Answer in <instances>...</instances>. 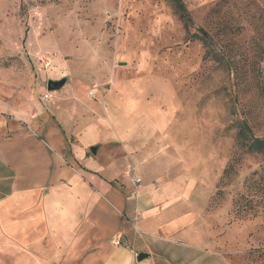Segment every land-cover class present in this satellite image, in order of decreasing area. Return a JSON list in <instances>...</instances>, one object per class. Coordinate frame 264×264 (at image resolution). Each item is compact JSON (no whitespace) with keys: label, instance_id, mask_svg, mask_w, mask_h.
Wrapping results in <instances>:
<instances>
[{"label":"rangeland","instance_id":"rangeland-1","mask_svg":"<svg viewBox=\"0 0 264 264\" xmlns=\"http://www.w3.org/2000/svg\"><path fill=\"white\" fill-rule=\"evenodd\" d=\"M181 1L188 32L172 0H0V115L43 122L47 81L66 78L56 94L124 150L135 137L148 173L209 196L206 225L234 264H264V152L236 138L245 124L264 140V0Z\"/></svg>","mask_w":264,"mask_h":264},{"label":"crops","instance_id":"crops-1","mask_svg":"<svg viewBox=\"0 0 264 264\" xmlns=\"http://www.w3.org/2000/svg\"><path fill=\"white\" fill-rule=\"evenodd\" d=\"M56 92L43 122L0 115V264H234L206 225L198 184L148 173L135 137L124 150L127 137ZM128 151L136 198L123 175Z\"/></svg>","mask_w":264,"mask_h":264},{"label":"trees","instance_id":"trees-1","mask_svg":"<svg viewBox=\"0 0 264 264\" xmlns=\"http://www.w3.org/2000/svg\"><path fill=\"white\" fill-rule=\"evenodd\" d=\"M174 13L177 15L178 19L180 20L181 24L183 25V28L186 30V32L189 31L190 28L193 26L192 18L186 9L184 3L181 0H172ZM199 32L202 35H194L193 37H196L200 41L206 44H211L210 37L208 34H206L203 30L199 29ZM247 130L244 125H240V130L237 133L236 138L241 139V137H245L246 140L249 141L247 145V149L252 152H264V140H261L259 138H250L247 136Z\"/></svg>","mask_w":264,"mask_h":264},{"label":"built area","instance_id":"built-area-1","mask_svg":"<svg viewBox=\"0 0 264 264\" xmlns=\"http://www.w3.org/2000/svg\"><path fill=\"white\" fill-rule=\"evenodd\" d=\"M97 85L95 84L93 86V89H97ZM88 96L89 97H94V92L93 91H89L88 92ZM124 176L127 177L131 183V186H132V189H133V195L134 197L136 198L137 197V194H138V191H139V188L141 186V179L139 178L134 166L132 165H129L127 166L125 169H124ZM114 243L116 245L119 244V240H114Z\"/></svg>","mask_w":264,"mask_h":264},{"label":"water","instance_id":"water-1","mask_svg":"<svg viewBox=\"0 0 264 264\" xmlns=\"http://www.w3.org/2000/svg\"><path fill=\"white\" fill-rule=\"evenodd\" d=\"M65 83H66V78H62L60 80H48L46 83V89H47V91H58L65 85ZM244 126H245L247 132H249V134H251L248 126L245 124H244ZM251 136H252V138H254L252 134H251ZM146 257L147 256L145 254L140 253L137 255L136 259H137V261H141L142 259H144Z\"/></svg>","mask_w":264,"mask_h":264}]
</instances>
